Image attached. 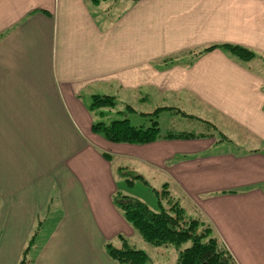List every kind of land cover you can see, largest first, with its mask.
I'll list each match as a JSON object with an SVG mask.
<instances>
[{
	"label": "crops",
	"instance_id": "0c3cea01",
	"mask_svg": "<svg viewBox=\"0 0 264 264\" xmlns=\"http://www.w3.org/2000/svg\"><path fill=\"white\" fill-rule=\"evenodd\" d=\"M115 3L0 0V264L44 209L60 214L37 264H121L106 245L141 239L115 202L131 166L164 178L237 264H264V0ZM223 43L256 55L203 52ZM120 90L145 115L170 109L210 130L109 141L90 103Z\"/></svg>",
	"mask_w": 264,
	"mask_h": 264
},
{
	"label": "trees",
	"instance_id": "16d2710c",
	"mask_svg": "<svg viewBox=\"0 0 264 264\" xmlns=\"http://www.w3.org/2000/svg\"><path fill=\"white\" fill-rule=\"evenodd\" d=\"M215 48H224L245 61L256 55L246 47L228 43L210 45L203 52ZM113 105H115L113 96L95 94L92 96L90 109L97 114L103 106ZM128 109L134 111L131 105H128ZM102 111L99 116L103 119L94 123L93 131L101 133L109 141L144 144L156 141L160 137L191 138L196 136L191 132L172 130L166 132L164 136L156 120L159 110L147 115L150 120L147 125L133 124L126 116L116 119L110 115L111 112L103 115ZM135 177L144 179L140 174H135ZM127 180L130 183L133 182L129 178ZM164 192H167L166 189L163 190ZM115 202L143 240L155 246L177 247L179 251L176 264H237L228 248L214 234L211 225L199 218L191 217L178 201H169L168 206L160 201L158 209H153L133 196L118 193ZM122 238L123 243L120 248L112 243L106 245L109 254L121 264H148V254L137 248L135 244L132 245L131 241Z\"/></svg>",
	"mask_w": 264,
	"mask_h": 264
},
{
	"label": "rangeland",
	"instance_id": "374dc122",
	"mask_svg": "<svg viewBox=\"0 0 264 264\" xmlns=\"http://www.w3.org/2000/svg\"><path fill=\"white\" fill-rule=\"evenodd\" d=\"M113 1H116L115 5L113 6V11H124L135 0ZM108 2H112V0H108ZM115 93L117 94V97L115 98V105L103 106L101 109L103 110V115L107 114L108 112H111L110 115L112 117H115L116 119L123 118L124 116H126L130 118L133 124L136 125H147L150 123V120L147 115H144V99L138 100V98L133 97V91H130L129 94L127 91L123 90H120ZM139 94L140 92H135V95ZM128 105H131L134 108V111L129 110ZM100 111L96 114L97 121L102 118V116H99ZM121 112H123V114ZM187 115L188 116L184 115V113H178L177 111L173 112L170 109H167L159 112L156 120L158 119L162 132H165L168 129H173L172 131L175 132H198L210 130V128L207 127L206 122L197 119L194 115H192L194 117H190L191 114ZM200 116L202 117V120H204V118H208V116ZM219 129L220 131H222V127L220 125ZM115 164L117 165L118 162L115 161ZM131 168L134 171L137 170L140 172H126V170H123L124 173L126 172V174L120 172L121 192L145 202L148 206L153 209H158L160 201L163 204L166 203L170 205L168 201H178L180 199L178 195L174 194L167 187V192L163 193L164 188L162 186V183L164 181V178H162L160 175L150 172L149 169H140L136 166H131ZM140 173H142L143 175L145 174L146 177L151 180L152 185L146 183L144 179H139L135 177V174ZM127 178L133 180V182L130 183ZM187 204L188 202L184 204L186 205V209ZM41 213L39 212L36 224L30 232L27 241L20 245V248L22 250L17 253L18 257L14 264H37V254L45 243L46 237L49 234V229L52 228V224L54 223L53 217L55 216V214L58 216L60 214L55 211H53L51 214V212H48L45 209ZM139 236V238H141L140 241L134 238V240H131V243H133L132 245L135 244L137 248L144 250L148 254V264H172L174 263V261H176L179 251L177 247L155 246L143 240L140 234ZM118 247H122V244H120V246ZM106 249H108L107 246Z\"/></svg>",
	"mask_w": 264,
	"mask_h": 264
}]
</instances>
